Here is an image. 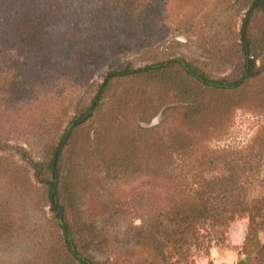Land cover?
I'll return each instance as SVG.
<instances>
[{
	"label": "trees",
	"instance_id": "16d2710c",
	"mask_svg": "<svg viewBox=\"0 0 264 264\" xmlns=\"http://www.w3.org/2000/svg\"><path fill=\"white\" fill-rule=\"evenodd\" d=\"M223 1L228 5L202 14L204 26L231 19L235 4L248 18L229 59H221L231 69L219 76L209 69L213 45L198 59L165 51L154 57L155 43H167L173 32L162 22L171 8L188 20L203 0H0V244L28 231L41 248L26 264H114L93 254L106 239L97 220L124 211L134 251L119 264H180L229 247L238 218L253 221L256 234L264 231V127L243 148L208 144L229 131L233 108L264 112V23L250 27L254 13L264 14V0ZM134 56L148 62L137 67ZM94 72L102 78L92 83L97 92L68 118L62 108L39 112L28 100L66 99ZM115 81L134 82V99H101ZM240 94L244 99H229ZM22 100L23 110L34 111L24 120ZM160 111V124L142 125ZM16 136L32 143L22 154L26 166L7 160ZM85 151L87 209L76 180ZM96 161L102 170L93 181ZM30 170L33 184L22 180ZM7 188L20 198L40 193L41 222L29 221ZM239 255L235 264H264V240H250L248 232Z\"/></svg>",
	"mask_w": 264,
	"mask_h": 264
},
{
	"label": "rangeland",
	"instance_id": "374dc122",
	"mask_svg": "<svg viewBox=\"0 0 264 264\" xmlns=\"http://www.w3.org/2000/svg\"><path fill=\"white\" fill-rule=\"evenodd\" d=\"M235 2L231 0V3ZM175 3V1H174ZM172 3V6L174 5ZM203 6H201L200 12L191 19L180 21L179 18L175 15V10L171 8V19L166 18L163 24L171 23V28H173L169 36H167V43H159L161 40L155 43L154 57L156 59L165 57V52L167 55H184L188 58H199L206 57L204 54V49L207 46L215 47L216 49H222L225 54L216 56L217 53L213 54L208 53L210 58H213V65L209 67L211 71H214L217 75L221 76L226 74L229 69H231L228 62L222 61V57L229 59L230 55H226L227 50H229L232 46V40L237 39L239 36V30L242 27V24L247 25L244 22V19L247 16L245 14V9L243 8L238 13L236 4L231 7V19L225 18L223 23L218 22L214 28L211 26H204L205 16L203 13L208 12L211 8L220 9L221 7L228 5V1L223 0H203ZM165 22V23H164ZM251 28L261 27L262 23H264V14L263 13H254L251 17L250 21ZM176 25L179 27L183 26L185 28L178 29L174 31ZM222 29V33L218 34V30ZM217 31V32H216ZM222 37L221 43H218L217 38ZM238 41V40H237ZM165 51V52H164ZM129 59L133 60V64L137 67L146 64L148 59H143L139 57H129ZM260 59V57H259ZM124 60V59H123ZM102 79L99 76V73L94 72V74L87 79L83 85L73 86L69 89V96L66 99H28L30 104L39 112L46 110L50 113V111L58 113L59 109L62 108L64 112L68 111L65 115V118H68L73 113V108L78 105L79 101L85 102V104L91 99V97L97 92V84L92 85V83L100 81ZM136 83H142L141 79L135 80ZM134 82H126V81H115L112 82L107 89L101 94L103 95L101 99H105L106 101H110L109 99H134L131 94V87ZM154 89V86L150 83L148 84ZM148 86L144 88V91H147ZM87 90L86 99H79L82 97L84 92ZM100 92V91H99ZM101 93V92H100ZM98 93L97 95H100ZM145 96H139L137 99H141ZM232 97V96H231ZM229 97V99H244V94L237 95L233 98ZM219 99V97H216ZM166 100V99H164ZM104 101V102H106ZM21 114L19 117L21 119H25L27 117H31L34 115V111L32 110H23L25 106V100H22L20 103ZM95 103L91 106V109L94 108ZM22 107V108H21ZM231 123L232 126L229 131L219 138H214L209 141V147L211 148H223L227 146H232L231 149L243 148L245 147L253 138L255 133L264 127V112H260L258 110H250L244 107L241 108H233L231 111ZM89 114V113H88ZM88 116V115H87ZM162 111L152 116L151 121L148 123H142V125L147 127H154L161 123L163 119ZM9 146L6 150L7 160L11 163H19L20 165L26 166L27 164L22 159V154L24 151L31 150V144H29L26 140L20 137H13L9 141ZM61 149L57 150L55 153V161H57L58 155ZM84 158H82L83 166L81 167L76 180L79 178L78 191L81 195V203L84 204V208L87 209V151L81 153ZM95 163L99 164V167H95L91 169V177L93 181L97 180V175H101L100 171L102 170V166H100V161H96ZM264 168V166H263ZM101 169V170H100ZM29 177L23 176L22 180L27 181L29 184H33V171L30 170ZM121 181L118 179V182L115 185H118ZM110 182L109 184H111ZM114 183V182H113ZM27 184V183H26ZM140 187V185H138ZM7 194L14 195L12 198L15 199V205L20 208V211L29 215V221H37L41 222L42 214L41 208L36 201L41 200V194L39 193L38 198L33 196V193H28L30 197L20 198L16 196L13 192L8 191ZM2 192V190H1ZM254 194L259 193L258 189L253 190ZM32 197V198H31ZM34 202V203H33ZM20 205V206H19ZM48 210V207H46ZM87 211V210H86ZM131 217L133 218L134 224L138 225L140 223V219L138 218V213L131 210ZM248 220L249 232H250V240L252 237L257 238L258 241L264 240V231L258 232L251 231L252 222ZM129 222L124 218V211H118L114 218L111 221H106V218L102 217L97 220V229L99 235H104L106 239L102 241V243L93 250V254L97 259L100 260H108L111 263L119 264L125 256L132 254L134 251V246L132 243V239L129 238V235L126 233V228ZM31 234L26 232L23 237H15L10 241L4 242L0 244V264H26L29 261L35 259L38 250L41 248L39 243L35 240L31 239ZM101 238V237H100ZM255 241V240H254ZM257 241V240H256ZM254 244V242H253ZM202 255V254H201ZM199 256V255H197ZM195 257H189L185 262L180 264H195Z\"/></svg>",
	"mask_w": 264,
	"mask_h": 264
},
{
	"label": "crops",
	"instance_id": "0c3cea01",
	"mask_svg": "<svg viewBox=\"0 0 264 264\" xmlns=\"http://www.w3.org/2000/svg\"><path fill=\"white\" fill-rule=\"evenodd\" d=\"M249 225L246 218L234 220L229 228V243L226 248L213 247L210 255H199L195 257V264H235L239 258V249L243 246Z\"/></svg>",
	"mask_w": 264,
	"mask_h": 264
}]
</instances>
